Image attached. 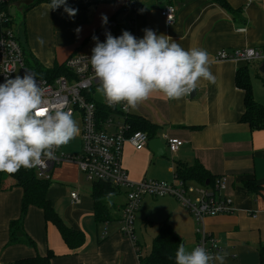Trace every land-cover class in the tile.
Instances as JSON below:
<instances>
[{
	"label": "crops",
	"instance_id": "crops-1",
	"mask_svg": "<svg viewBox=\"0 0 264 264\" xmlns=\"http://www.w3.org/2000/svg\"><path fill=\"white\" fill-rule=\"evenodd\" d=\"M225 1L229 10L212 0H71L84 6L71 17L67 12H52L45 4L32 5L26 10L27 18L32 17L22 36L28 56L47 69L64 65L73 55H92L95 44L91 37L103 24L102 15L107 20L115 18L124 28L126 20L133 19L132 33L138 39L144 36V29H151L157 35L170 36L185 50L205 49L214 84L201 79L193 92L179 100L154 93L137 109L129 110V116L158 127L153 139L166 134L182 140L183 145L175 154L164 145L166 153L160 157L148 147L136 151L125 143L122 166L133 182H172L176 162H199L215 180L224 177L223 194L234 211L206 217L203 229L217 242L221 253H227L225 264H258L259 248L264 246V129L251 130L240 121L244 92L236 87L235 75L247 64L216 62L212 57L218 50L264 48V0ZM166 5L175 8V21L170 26L160 15ZM40 9L44 17L50 14L53 20L52 34L51 24L41 23L36 17ZM37 37L43 39L42 45ZM261 65L248 64L247 70L253 99L264 107ZM73 119L80 125L75 137L80 144L81 122L78 117ZM49 181L48 200L65 225L84 234L83 245L70 250L57 228L45 222L42 211L35 206L28 207L21 220V232L16 234L18 240L11 242L9 225L20 219L22 189L14 180L7 179L0 190V264H17L36 257H48L49 264H140L137 251L141 257L148 256L161 223L169 224L188 250L198 240L194 219L175 198L146 196L135 215L134 246L119 231L117 220L125 203L123 191L109 202L110 219L106 221L107 235L103 238L105 222L99 224L95 219L92 183L87 186L88 181L77 166H56L50 171ZM71 192L78 193V204L72 202ZM26 238L33 241L34 247L27 244Z\"/></svg>",
	"mask_w": 264,
	"mask_h": 264
},
{
	"label": "built area",
	"instance_id": "built-area-1",
	"mask_svg": "<svg viewBox=\"0 0 264 264\" xmlns=\"http://www.w3.org/2000/svg\"><path fill=\"white\" fill-rule=\"evenodd\" d=\"M28 0H0V84L8 78L19 75L23 77L26 72L35 73L26 64L23 47L18 41L14 31L11 11L16 3ZM160 15L167 26L175 21V8L166 5L160 10ZM121 23L115 18L107 20L92 34L100 42L106 39V33L110 32L118 37L117 31ZM125 28L131 34L134 28V20L128 19ZM91 55H73L69 57L64 68L68 74L54 78L48 82L36 77L37 83L44 93L45 104L54 109H63L72 116L78 117L81 122L80 153L59 154V148L55 149V159L45 160L44 164L34 169L38 180H50V171L63 163H71L77 166L88 182H104L113 188L123 191L125 203L121 208L118 218L120 233L128 238L136 246L134 235V220L141 200L146 197L175 198L182 208L188 211L196 224L198 240L194 247L200 246L210 253L222 252L216 241L203 229V221L209 216L229 214L234 211L231 203L223 192L226 189L224 177L214 180L211 188L184 183L175 178L172 182L161 180L143 179L133 182L129 179L127 171L122 166V150L125 143L130 144L136 151L147 147L150 141L144 132H130L127 122L129 110H123V104L108 106L104 98H97L96 89L98 80L91 67ZM213 61H237L244 64L264 62V48H240L228 52L218 50L213 54ZM100 104L104 109H99ZM106 111V112H105ZM170 153L175 154L183 145V141L171 138L166 134L160 136ZM70 198L74 204L80 202L77 192H71ZM107 235V222L104 223L102 237Z\"/></svg>",
	"mask_w": 264,
	"mask_h": 264
},
{
	"label": "clouds",
	"instance_id": "clouds-1",
	"mask_svg": "<svg viewBox=\"0 0 264 264\" xmlns=\"http://www.w3.org/2000/svg\"><path fill=\"white\" fill-rule=\"evenodd\" d=\"M66 3L51 0L48 7L54 10L64 5L65 12L75 16L77 10ZM102 22L107 23L106 16L102 15ZM143 31L139 39L126 30L119 37L107 32L104 42L93 37L96 44L89 60L99 84L96 91L108 106L123 104L124 111L135 110L154 93L179 100L193 92L201 79L215 83L205 49L185 50L170 36ZM37 41L44 43L41 37ZM78 134L69 112L45 104L43 89L31 72L0 84V172L14 174L22 167L31 169L52 161L55 149ZM226 256L200 246L188 250L180 244L175 264H225Z\"/></svg>",
	"mask_w": 264,
	"mask_h": 264
},
{
	"label": "trees",
	"instance_id": "trees-1",
	"mask_svg": "<svg viewBox=\"0 0 264 264\" xmlns=\"http://www.w3.org/2000/svg\"><path fill=\"white\" fill-rule=\"evenodd\" d=\"M32 1V5L45 4L49 6L51 4V0ZM212 1L229 10L225 0ZM66 6L76 10H80L84 7L83 5L73 4L71 0H67ZM64 8L65 6L62 5L54 10H50L52 12H65ZM125 30L129 31L119 24V29L117 31L118 37ZM23 52L25 54L27 66L32 69L38 78L51 82L54 78L68 74L63 65L47 69L44 68L34 57L30 55L27 57L28 54L24 50ZM247 66L238 69L235 75L236 87L244 92V111L241 115L240 121L247 124L251 130H261L264 129V107L257 104L253 99ZM97 106L99 109H104L100 104H97ZM127 122L130 127V132H144L147 134L149 139L156 137L158 127L150 124L146 120L129 116L127 118ZM174 177L182 180L184 183L194 182L198 185L209 188L213 186L215 180V178L212 177L199 162H194L192 165L176 162ZM7 179L14 180V184L22 189L20 219L11 221L9 225L11 242H16L18 240L16 234L21 232V220L28 207L35 206L42 211L45 222H50L57 228L63 241L70 250H77L83 245L84 234L80 230H75L65 225L48 200L47 190L50 185L49 180H38L34 169H25L22 167L14 174L0 172V190L4 189L3 185ZM206 182L208 183L207 185ZM109 193H114V195L110 196ZM119 193H121L119 189L113 188L108 183H92L91 198L93 200L94 216L97 223H104L110 219L109 202ZM26 239L27 244L34 247L33 241L30 238ZM180 244V237L172 230L169 224L161 223L158 227L157 235L152 240L148 256L141 257L139 250L137 251L140 264H175V253ZM47 258L48 257L28 258L20 260L17 264H49ZM258 264H264V246L259 248Z\"/></svg>",
	"mask_w": 264,
	"mask_h": 264
},
{
	"label": "rangeland",
	"instance_id": "rangeland-1",
	"mask_svg": "<svg viewBox=\"0 0 264 264\" xmlns=\"http://www.w3.org/2000/svg\"><path fill=\"white\" fill-rule=\"evenodd\" d=\"M38 7L43 8V6H38ZM24 12H26V11H24ZM22 14H23L22 12H17V11L15 12L14 17H13V25H14L13 27H14L15 34L18 37L19 43L23 47V50L27 53L28 49H27L26 44H24L22 32H23V28H24L26 22L27 21L29 22V20H31L32 16L30 15V18H27L28 13L26 12V13H24V16H25V19H24V16ZM36 17L39 19V21L41 23L45 22L47 25L51 24V34H52L53 20L50 17V14H47V16L44 17L43 13L41 14V9H40L38 11V13L36 14ZM27 57H29V56H27ZM96 94H97L96 95L97 98L99 100H102V96L97 92H96ZM76 123H77L78 127L80 128L79 122L76 121ZM65 152H67L68 154H71V155H75V154L80 153V144L78 143L77 138H74L68 144L59 147V154H64ZM86 184H87V186H89V185H91V182H89V183L87 182ZM119 197L121 198L122 195H119Z\"/></svg>",
	"mask_w": 264,
	"mask_h": 264
},
{
	"label": "water",
	"instance_id": "water-1",
	"mask_svg": "<svg viewBox=\"0 0 264 264\" xmlns=\"http://www.w3.org/2000/svg\"><path fill=\"white\" fill-rule=\"evenodd\" d=\"M33 1L32 0H28V1H24L22 3H16L14 5L13 10L11 11V13L15 14V12H21L22 11V6L25 7H30L32 5ZM260 72L264 73V62H262L261 68L259 69ZM148 149H150L153 153H155V155L157 156H164L166 151H165V146L163 144V142L161 141V139L157 138V139H153L150 140L147 144ZM208 183L206 182V185Z\"/></svg>",
	"mask_w": 264,
	"mask_h": 264
},
{
	"label": "flooded vegetation",
	"instance_id": "flooded-vegetation-1",
	"mask_svg": "<svg viewBox=\"0 0 264 264\" xmlns=\"http://www.w3.org/2000/svg\"><path fill=\"white\" fill-rule=\"evenodd\" d=\"M20 7H22V11L21 12H24V11H26L28 8H30V7H25V6H20Z\"/></svg>",
	"mask_w": 264,
	"mask_h": 264
}]
</instances>
